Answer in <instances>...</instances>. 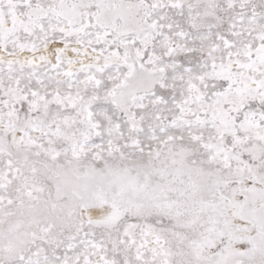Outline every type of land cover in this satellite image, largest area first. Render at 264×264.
Masks as SVG:
<instances>
[{
    "label": "snow or ice",
    "instance_id": "obj_1",
    "mask_svg": "<svg viewBox=\"0 0 264 264\" xmlns=\"http://www.w3.org/2000/svg\"><path fill=\"white\" fill-rule=\"evenodd\" d=\"M0 264H264V0H0Z\"/></svg>",
    "mask_w": 264,
    "mask_h": 264
}]
</instances>
